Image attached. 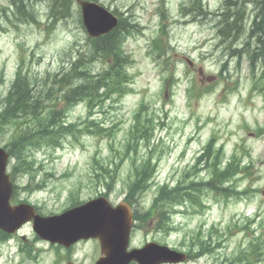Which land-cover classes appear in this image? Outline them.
<instances>
[{
	"label": "rangeland",
	"instance_id": "rangeland-1",
	"mask_svg": "<svg viewBox=\"0 0 264 264\" xmlns=\"http://www.w3.org/2000/svg\"><path fill=\"white\" fill-rule=\"evenodd\" d=\"M182 1L166 0L167 19L161 20L159 10L163 8V0H98L110 10H118L123 17L135 19L143 28L141 34L130 37L124 46L132 57L129 73L133 78V91L122 101H108L96 109L99 114L96 118L104 120L106 127L114 128L112 137L82 134L76 141L69 135L65 137L60 149L45 147L34 151L38 176H50L44 190H38L29 196V200L39 207L42 215L51 216L64 212L72 205L73 192L78 193L79 202H85L108 191L102 186L95 187V183L91 181L94 176L93 157L97 154V158L102 159L103 163L110 159L118 161L116 153L124 151L127 132L136 125L134 117L142 101L145 104L142 119L152 121L151 126L155 127L152 140L143 142L150 145L144 146L141 154H153L161 159L155 186L146 196L148 204L156 194L158 184H174L177 180L174 179L175 176L191 169L197 154L212 137L217 138L216 149L223 148V161L231 159L232 154H237L241 161L251 167L247 177L233 180L228 185L230 192L240 190L236 197L234 193H229L225 194L230 196L228 203L223 200L211 202L213 211L209 218L178 214L175 222L178 224L177 230L180 229L168 237L155 233L152 226L147 225L134 245L141 244L144 240H155L171 248L184 250L190 246V236L199 230L198 226L204 220L208 227L213 223L222 225L220 228L224 233L225 225L243 222L242 218L248 214L244 209L256 211L255 208L259 205L264 206V67L262 61L250 65L243 52L247 45L250 48L256 45V40L252 41L248 35H251L249 31H252L253 16L263 6L255 4L254 0H242L246 2L244 4L241 0H232L236 1V5L229 13L236 16L242 11L245 13V21L240 27L231 26L226 29L230 32L227 36L228 44L231 43L229 46L242 49L241 55H233L228 51L227 44L223 43L225 41L221 42L214 24L209 25L211 21L184 25L192 17L182 15ZM224 1L203 0L211 11L219 10ZM41 4L46 8L48 6L46 2ZM9 5L8 0H0V25L3 28L0 29V71H4L6 80L0 86V111L4 107L2 98L7 94L22 59L32 76L42 77L66 66L70 59L76 60L77 51L80 49L82 52V47L86 50L85 53L88 51L84 47L88 37L78 21V6H75L73 14L68 18L49 21V28L27 23L23 27L14 28L7 19ZM35 7L40 14L46 15L42 7ZM44 21L45 19L42 20ZM162 27L167 34L166 37L162 36V47L168 46L171 50L155 61L157 53H151L152 41L160 35ZM254 36L257 38L256 34ZM246 41H251V45ZM87 61L90 62V59ZM92 63H87V68ZM101 66V63H96L95 71L101 70ZM171 72L175 79H179L180 84H173L172 81L173 86L164 87V79H168ZM191 78H194L197 88L205 91L200 98L195 97L189 104L187 90L192 85ZM208 89L211 91L207 92ZM86 110L83 105L75 108L68 113V121L78 122L80 117L85 118ZM146 130L142 126L137 131V136H144ZM13 132L11 125L4 127V131L0 133L1 147L9 142ZM129 168L130 163L126 161L116 171L120 181L110 194L114 201H119L118 194L124 188ZM199 176L204 180L210 174L205 171ZM26 181L27 177L19 179L18 183L25 184ZM81 185L82 189L79 190ZM249 192L254 194L251 196L253 198L242 200ZM26 196L27 194L20 193V198ZM209 197L214 198L211 193ZM186 199L169 205L166 209L168 214L182 206ZM263 217L257 219L251 227L253 234L249 231L227 230L224 234L230 237L229 240L222 243V246H209L208 249L213 254L196 264H211L215 258L218 261L232 258L234 254L250 246H257L263 252L264 264ZM20 235L27 238L35 259L24 255L21 251L22 242L12 238L0 243V264H95L100 257V246L95 241H83L69 251L46 241L36 240L31 225H27Z\"/></svg>",
	"mask_w": 264,
	"mask_h": 264
},
{
	"label": "trees",
	"instance_id": "trees-1",
	"mask_svg": "<svg viewBox=\"0 0 264 264\" xmlns=\"http://www.w3.org/2000/svg\"><path fill=\"white\" fill-rule=\"evenodd\" d=\"M72 1L53 0L51 13L59 19L68 18L71 15ZM235 2L232 1V4ZM254 3L263 6L253 16V20L255 23H259L261 32H264V0H254ZM40 5L42 4L39 3V0H14L13 15L19 21H37L39 15H37L35 6ZM163 16L165 17L164 14ZM50 21H53V19H50ZM243 21L245 20H242V23ZM232 27H240L238 20L232 22ZM132 32L133 24H129L125 19L121 20L119 28L109 35L98 40H89L91 47L88 58L83 55V49L81 53V50H79V60L77 62L72 60L68 64V70L60 75L58 73L52 74L40 81L29 75H24L22 67L19 69L16 79L4 98L5 107L0 112V125L12 122L19 130L9 145V152L15 160V164L12 166L13 176L20 173L34 176L30 171L33 164L29 163L28 158L25 156L28 148L42 147L44 144L52 147L61 146V140L67 135L71 134L76 138L78 134L84 132V130L77 129L75 124L64 123L63 117L67 107L73 108L79 102L86 101L89 110H93L95 107L104 104L105 101L112 99L114 95H119L118 97L125 95L131 76L127 68L130 60L124 53L123 45L126 37L131 35ZM254 57L261 59L264 67V42L259 46ZM82 58L84 61L95 58L103 59L102 61L106 64V67L99 74H92L90 69L84 71L80 64ZM3 83L4 73L0 71V85ZM60 94L67 105V107L61 109L58 108ZM146 129L145 132L143 131L146 135L140 137H147V140H149L152 136V128L146 126ZM85 130L96 135L103 134L105 131L111 133V130H105L93 120L87 122ZM136 133H131L133 139L139 138ZM214 141V138H212L207 152L198 160V163L204 161L206 169L210 170L214 179L225 181L244 168L240 166L237 160H234L224 170H221L222 150L211 152L214 148ZM132 144L136 143L132 140L129 141L125 146L127 149H125L127 151L132 149ZM115 166L117 167V164ZM99 171L106 173L108 175L107 179H112V176H114L110 174L112 171L107 167H101ZM153 172L150 161H147L135 168L134 176H141V180L144 176H151ZM162 193H165L164 190ZM186 198L187 194L168 196V201H166L168 206H165V210L168 209L169 205L176 204L178 200ZM166 213L168 214L167 210ZM162 220L164 224H167L168 221L166 222L167 218L164 213L162 214ZM1 239H6V236L3 235ZM25 251L27 256L31 258V249L28 247Z\"/></svg>",
	"mask_w": 264,
	"mask_h": 264
},
{
	"label": "water",
	"instance_id": "water-1",
	"mask_svg": "<svg viewBox=\"0 0 264 264\" xmlns=\"http://www.w3.org/2000/svg\"><path fill=\"white\" fill-rule=\"evenodd\" d=\"M84 23L90 36H100L110 32L116 25V18L102 7L78 1ZM8 155L0 149V229L14 233L23 224L33 221L34 231L52 244L70 247L81 239L99 238L102 257L96 264H127L131 259L125 256L129 234V220L118 209H111L103 199H97L66 213L44 218L36 214L30 205L20 204L12 207V183L6 174ZM152 253L159 261H177L180 255L167 248L154 245ZM141 261L140 256L136 257Z\"/></svg>",
	"mask_w": 264,
	"mask_h": 264
},
{
	"label": "bare ground",
	"instance_id": "bare-ground-1",
	"mask_svg": "<svg viewBox=\"0 0 264 264\" xmlns=\"http://www.w3.org/2000/svg\"><path fill=\"white\" fill-rule=\"evenodd\" d=\"M251 1V0H250ZM241 2H245V1H242L241 0ZM40 3V2H39ZM44 3V2H43ZM41 4V3H40ZM242 5V4H241ZM41 6V5H40ZM249 6V5H248ZM235 8V7H234ZM241 9V8H240ZM232 10V9H231ZM13 11H14V7L12 6L11 7V13L13 14ZM38 19H39V16H38V18H37V21L35 20V21H29V22H26V21H22L23 23H27V24H37L38 23ZM51 19V18H50ZM50 19H49V21H50ZM243 34V33H242ZM239 36V35H238ZM220 37V36H219ZM249 39H250V37H249ZM89 40H91V39H89L88 38V41L86 42V44H85V46L84 47H87V48H89ZM231 44V43H230ZM229 44V45H230ZM248 44V43H247ZM246 44V45H247ZM237 45H238V43H237ZM254 45H255V43H254ZM247 47H248V45H247ZM253 47V46H252ZM82 49H83V55H85L86 57L88 56L87 55V53H88V51H87V53H85L86 52V50L84 51V48L82 47ZM80 50V49H79ZM79 50L77 51V59L76 60H73V59H70L69 61H67V66H68V64L73 60L74 62H77L79 59H78V57H79V54H78V52H79ZM89 53H90V49H89ZM234 55V54H233ZM243 56V55H242ZM84 57V56H83ZM101 58H103V57H101ZM96 59V58H95ZM95 59H93V60H90V62H88L87 60L86 61H84L83 60V58L82 59H80V60H82L81 62H80V64L82 65V67H83V69H84V71H87L88 70V64L89 63H92V62H94L95 61ZM103 60V59H102ZM88 63V64H87ZM104 72V71H103ZM92 73V72H91ZM99 74V73H98ZM92 77H94V76H92ZM45 82V81H44ZM57 111V110H56ZM59 112V111H58ZM61 112V111H60Z\"/></svg>",
	"mask_w": 264,
	"mask_h": 264
}]
</instances>
